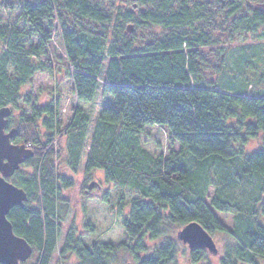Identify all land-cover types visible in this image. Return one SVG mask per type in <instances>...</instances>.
Listing matches in <instances>:
<instances>
[{
	"label": "trees",
	"instance_id": "obj_1",
	"mask_svg": "<svg viewBox=\"0 0 264 264\" xmlns=\"http://www.w3.org/2000/svg\"><path fill=\"white\" fill-rule=\"evenodd\" d=\"M250 1L256 8L247 0H0V15L18 14L13 25L0 20V108L22 110L8 120L16 129L11 143L34 153L23 164L27 173L19 170L11 179L27 201L7 219L38 255L34 264H50L57 252L66 216L60 209L68 207L63 193L76 184L58 166L62 139L63 168L77 174L88 149L86 173L99 171L108 185L134 194L121 219L128 244L89 248L71 226L58 252L63 262L112 264L125 248L135 264H177L171 234L193 222L211 237L234 239L219 264L264 261V78L243 55L239 69L229 71L216 52L236 37L264 40V0ZM54 28L75 102L91 103L98 92L113 100L93 124L76 104L63 126L58 102L38 105L21 92L36 74L51 76L59 67L48 58ZM208 72L218 79H208ZM147 127L165 129L178 151L148 154L140 142ZM254 140L260 148L246 154ZM211 186V207L234 218L231 233L205 203ZM158 240L166 241L141 257L148 253L145 242ZM205 251L189 250L188 263H202Z\"/></svg>",
	"mask_w": 264,
	"mask_h": 264
},
{
	"label": "rangeland",
	"instance_id": "obj_2",
	"mask_svg": "<svg viewBox=\"0 0 264 264\" xmlns=\"http://www.w3.org/2000/svg\"><path fill=\"white\" fill-rule=\"evenodd\" d=\"M102 1V0H100ZM204 1V0H199ZM208 1V0H207ZM240 1V0H235ZM250 4L253 2L247 0ZM120 5V3H119ZM254 8L256 6L252 4ZM121 8V7H120ZM261 9L264 10V3L261 4ZM128 10V9H127ZM18 18L17 13L13 14H1L0 20L3 23H8L13 25L16 23ZM126 27H130V24H126ZM21 28V27H19ZM55 28L52 30V40L48 45V58H52L59 65L53 75L48 74H36L33 78L32 84L28 87L22 89V94H31L32 98L36 101L38 105H46L50 101H56L59 104V112L61 115L62 125L65 126L71 116V110L77 104L75 102V97L73 94V87L66 75V61L64 60L63 51L59 45V40L54 32ZM130 33H133V29H129ZM137 36L143 37L145 41L149 40V33H136ZM154 34L159 36L161 32L159 30H154ZM36 42L30 40V44ZM27 44V45H30ZM216 52L223 54L225 60H227V68L231 72H236L239 69L238 60L241 55L246 57V62L249 67H258L260 70V75L264 78V40L253 39L252 36L236 37L234 42H226L221 46V49L216 48ZM215 50V49H213ZM208 51V50H204ZM214 53V52H213ZM212 54V53H211ZM212 65H215V59L211 61ZM249 69V68H248ZM207 77L210 80H217L216 75H209ZM246 77L253 81V85L257 84L253 77V72L247 71ZM260 89L261 86H258ZM81 110L89 115L92 120V124L97 118L103 107H112L113 100L110 96H103L102 93L98 92L93 102L88 104L78 103L77 104ZM26 112L28 108L23 104L20 105ZM22 110L12 112L14 119L18 118L22 114ZM90 126V135L92 131V125ZM141 147L151 156L167 155L170 150L178 151L177 145H171L168 134L165 129L157 127H147L144 133L141 135ZM58 145L61 146V159H60V172L67 177L72 178L75 181V187L65 191L63 193L65 199L68 202V207L61 208L60 210L66 216L62 214V234L58 238L57 252L53 256L50 264H77L75 258L69 257L65 262L59 259L58 252L62 246L64 236L67 230L71 226H75L77 229V234L82 238L83 242L87 247H91L94 244H110L113 246H120L122 244H128V239L124 235L123 229L121 227V219L127 218L130 209V200L133 198L134 194L129 189H119L114 186L108 185L101 172L94 171L91 173H86L84 170L85 160L87 157L88 149L85 150L83 155V164L80 167L77 174H72L64 167L65 154L62 147L65 146V139H62ZM260 140H254L250 142L245 147V153L250 154L257 151L260 148ZM21 172L27 173L24 166L20 168ZM12 179V178H11ZM10 179V183L12 180ZM91 186L90 189H84V186ZM87 192L86 197L83 192ZM264 197V193H263ZM214 198V188L211 186L208 190V194L205 200L206 205L210 208L211 212L217 218V220L224 226V228L231 233L234 229V218L230 214H224L215 211L211 207V201ZM103 200H107L106 204L102 203ZM121 207L119 208V206ZM261 221V220H260ZM86 224H90L93 228V232H90L86 228ZM263 224V223H261ZM177 231L172 232L170 239L177 242V264H189L188 255L189 249L186 245L181 244L176 238ZM212 239L218 249V256L206 252V259L200 264H219L220 257L223 254V248L225 244L234 243V239L230 234H214ZM166 240L158 241H146V246L148 247V253L144 256H151L155 248L161 246ZM38 259L36 253H32L30 259L25 264H34ZM112 264H135L133 258L129 255L125 248L117 251L116 257L114 258ZM257 264H264L263 260L258 259Z\"/></svg>",
	"mask_w": 264,
	"mask_h": 264
},
{
	"label": "water",
	"instance_id": "obj_3",
	"mask_svg": "<svg viewBox=\"0 0 264 264\" xmlns=\"http://www.w3.org/2000/svg\"><path fill=\"white\" fill-rule=\"evenodd\" d=\"M11 115L10 108H0V264H24L31 257L32 248L24 239L13 233L7 216L13 208L24 205L27 194L8 180L34 156V153L24 144L11 143V139L16 135L14 128L7 131ZM176 238L190 251L202 249L214 256L218 255L212 237L195 222L181 228Z\"/></svg>",
	"mask_w": 264,
	"mask_h": 264
},
{
	"label": "flooded vegetation",
	"instance_id": "obj_4",
	"mask_svg": "<svg viewBox=\"0 0 264 264\" xmlns=\"http://www.w3.org/2000/svg\"><path fill=\"white\" fill-rule=\"evenodd\" d=\"M8 120H9V119H8ZM10 129H12V127H11V126H8V124H7V131H9ZM14 129H15V128H14ZM11 140H12V139H11ZM22 166H23V165H22ZM22 166H21V167H22ZM21 167H20V168H21ZM13 176H14V175H13ZM13 176H12V177H13ZM12 177H11V178H12ZM11 178H10V179H11ZM10 179L8 180L9 182H10ZM90 188H91V186H89V189H90Z\"/></svg>",
	"mask_w": 264,
	"mask_h": 264
}]
</instances>
